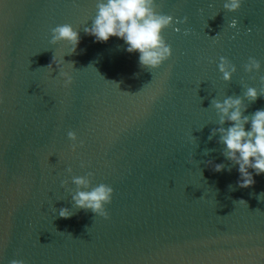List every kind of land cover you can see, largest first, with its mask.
Listing matches in <instances>:
<instances>
[{
	"label": "water",
	"instance_id": "obj_1",
	"mask_svg": "<svg viewBox=\"0 0 264 264\" xmlns=\"http://www.w3.org/2000/svg\"><path fill=\"white\" fill-rule=\"evenodd\" d=\"M224 2L156 3L187 22L164 30L173 54L151 69L122 39L85 32L96 0H0V264H264V174L240 187L219 133L209 139L214 98L264 88V0ZM64 23L80 33L74 52L50 42ZM249 57L259 71H245ZM245 103L250 114L264 95ZM89 172L115 189L107 218L72 200V177Z\"/></svg>",
	"mask_w": 264,
	"mask_h": 264
},
{
	"label": "clouds",
	"instance_id": "obj_2",
	"mask_svg": "<svg viewBox=\"0 0 264 264\" xmlns=\"http://www.w3.org/2000/svg\"><path fill=\"white\" fill-rule=\"evenodd\" d=\"M241 4L242 0H225L224 8L236 11ZM91 20V26L84 30L92 35L96 42H106L113 36L118 37L126 44V51L139 53L141 67L154 69L159 68L173 54L172 46L164 36V30L171 27L177 20L180 23H186L187 17L181 20L173 15L157 11L156 0H96V14ZM237 24L236 18L230 22L231 27ZM175 30L180 29L177 27ZM187 31L185 29L186 33ZM51 33L52 44L67 41L72 46L71 52H74L80 43V33L70 23L56 25L51 29ZM53 60L47 67L51 66L53 69L55 65L59 68L58 64H53ZM62 61H64L63 58ZM218 67L225 81L231 80L237 71L236 65L225 56L220 57ZM261 67V62L255 57H249L244 65L245 71L249 73L259 71ZM59 74L64 76L65 86L72 83L70 74L60 73V71ZM261 81L264 82V76L261 77ZM261 95H264V88L246 86L242 96L226 95L212 100L219 127L212 129L209 139L219 133V142L224 145V156L231 160L233 165H238L237 170L240 175L237 183L240 187L254 185L255 176L264 174V108L245 114L249 107L245 99L254 102ZM0 103H3L2 96H0ZM226 122L227 127H225ZM68 137L74 142L78 140L75 131H69ZM82 144L83 141H79V144L73 143L72 150L75 151ZM208 163L211 165L213 161ZM224 169V163L214 164L215 171ZM228 170L231 171V167ZM68 171L71 172L72 169L69 167ZM92 175L89 172L87 175L72 177V182L76 185V189L72 192V200L76 208L90 209L93 213L107 218L109 214L106 205L111 203L115 189L107 183L93 186L90 179ZM62 183L66 185L67 181ZM239 202L247 204L243 199ZM72 215H74L72 208L59 209L60 217L70 218ZM10 264H26V262L13 259Z\"/></svg>",
	"mask_w": 264,
	"mask_h": 264
},
{
	"label": "snow or ice",
	"instance_id": "obj_3",
	"mask_svg": "<svg viewBox=\"0 0 264 264\" xmlns=\"http://www.w3.org/2000/svg\"><path fill=\"white\" fill-rule=\"evenodd\" d=\"M157 5L160 7V0H156Z\"/></svg>",
	"mask_w": 264,
	"mask_h": 264
}]
</instances>
